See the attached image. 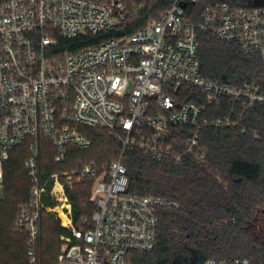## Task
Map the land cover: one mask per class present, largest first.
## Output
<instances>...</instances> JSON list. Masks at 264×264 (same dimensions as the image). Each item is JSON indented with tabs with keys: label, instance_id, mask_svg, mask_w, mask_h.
Masks as SVG:
<instances>
[{
	"label": "built area",
	"instance_id": "1",
	"mask_svg": "<svg viewBox=\"0 0 264 264\" xmlns=\"http://www.w3.org/2000/svg\"><path fill=\"white\" fill-rule=\"evenodd\" d=\"M160 1L161 10L149 0H0V185L10 152L28 141L25 168L32 188L15 231L28 234L34 264L44 212L56 214L70 233L61 238L60 264H131L129 254L152 253L159 244L160 212L178 204L130 195L126 154L139 149L156 162L180 164L183 157L171 141L175 129L187 128L186 153L204 164V128L242 131V110L264 105L260 86L210 80L198 57V34L208 32L264 61V5L235 9L209 4L191 22L186 8L198 0ZM138 24L136 32L127 33ZM114 32L123 35L59 49V39L76 42ZM180 88L195 90L208 105L227 101L235 110L222 118H204L203 105L176 97ZM82 128L108 130L122 145L120 158L102 168L91 164L43 174L41 139L51 142L55 161L65 164L70 146L86 150L92 144ZM88 180L95 212L80 221V228L70 193ZM46 198L56 207H46ZM205 264L253 263L242 258Z\"/></svg>",
	"mask_w": 264,
	"mask_h": 264
},
{
	"label": "trees",
	"instance_id": "2",
	"mask_svg": "<svg viewBox=\"0 0 264 264\" xmlns=\"http://www.w3.org/2000/svg\"><path fill=\"white\" fill-rule=\"evenodd\" d=\"M217 3L235 9L257 7L255 0H198L187 5L186 20L197 22L207 5ZM149 4L161 10L164 3L149 0ZM139 28L138 24L127 33L133 34ZM122 35L114 32L76 42L59 39V49L74 50ZM198 42L204 77L232 87L256 84L264 91V61L259 56L246 55L238 44L221 41L208 32H199ZM176 97L182 103L192 101L203 105L204 118H222L235 110L227 101L219 107L208 105L193 89L180 88ZM242 114L245 116L242 131L202 130V144L207 151L204 164L186 153L185 143L191 133L187 128L175 129V138L171 141L183 157L180 164L156 162L139 149L126 154L123 163L127 168L130 195L161 197L178 204L176 209L160 212L158 247L149 254H129V263L205 264L209 260L247 258L253 264H264V105L252 111L242 110ZM82 131L91 139V146L86 150L70 146L65 164L55 161L51 142L41 139L43 174L72 172L91 164L102 168L120 158L122 145L108 130L82 128ZM29 155L27 141L11 151L4 164L0 264H30L29 236L15 231L21 207L29 202L31 194L32 184L25 168ZM92 187V181L88 180L76 185L70 193L74 223L80 228V221L95 212L90 202ZM44 204L56 207L49 198ZM252 227L259 231L257 240L245 237ZM69 235L53 214L42 213L37 264H60L61 238Z\"/></svg>",
	"mask_w": 264,
	"mask_h": 264
},
{
	"label": "rangeland",
	"instance_id": "3",
	"mask_svg": "<svg viewBox=\"0 0 264 264\" xmlns=\"http://www.w3.org/2000/svg\"><path fill=\"white\" fill-rule=\"evenodd\" d=\"M3 199V189H2V186L0 185V200H2ZM50 214H52V213H50ZM54 215V217H55V219L56 220H58V221H60L61 222V220L57 217V215L56 214H53ZM261 236H263V235H261ZM245 237H246V239L247 240H257L258 239V237H259V231L257 232V230H256V228H250L248 231H247V233H246V235H245ZM61 243H62V240H61ZM61 248H62V244H61ZM30 257V256H29ZM37 262L36 263H38V260H39V255L37 254ZM29 263L30 264H34L33 262H31V260L29 259ZM40 261V260H39Z\"/></svg>",
	"mask_w": 264,
	"mask_h": 264
},
{
	"label": "water",
	"instance_id": "4",
	"mask_svg": "<svg viewBox=\"0 0 264 264\" xmlns=\"http://www.w3.org/2000/svg\"><path fill=\"white\" fill-rule=\"evenodd\" d=\"M256 5H264V0H255Z\"/></svg>",
	"mask_w": 264,
	"mask_h": 264
}]
</instances>
